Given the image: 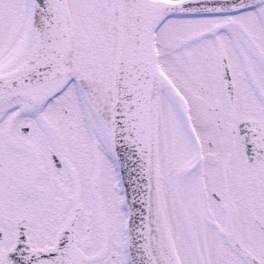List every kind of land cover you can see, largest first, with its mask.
<instances>
[{
  "label": "snow or ice",
  "instance_id": "snow-or-ice-1",
  "mask_svg": "<svg viewBox=\"0 0 264 264\" xmlns=\"http://www.w3.org/2000/svg\"><path fill=\"white\" fill-rule=\"evenodd\" d=\"M0 264H264V0H0Z\"/></svg>",
  "mask_w": 264,
  "mask_h": 264
}]
</instances>
